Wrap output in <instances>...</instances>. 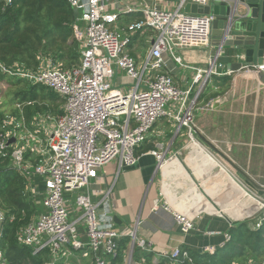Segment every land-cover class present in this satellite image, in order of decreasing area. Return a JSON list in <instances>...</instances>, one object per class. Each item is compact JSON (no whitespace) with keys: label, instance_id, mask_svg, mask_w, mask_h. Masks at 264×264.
Wrapping results in <instances>:
<instances>
[{"label":"built area","instance_id":"built-area-1","mask_svg":"<svg viewBox=\"0 0 264 264\" xmlns=\"http://www.w3.org/2000/svg\"><path fill=\"white\" fill-rule=\"evenodd\" d=\"M2 1L9 4L11 0ZM210 1L180 0L170 10L147 5L144 0H67L74 12L71 31L78 47L76 64L62 68L46 58L36 70H31L18 63L6 65L0 61V75L42 86L63 101L60 116L54 119L45 115L54 125L42 142L15 118L5 116L0 125V159H9L26 180L32 176L45 178L44 212L20 228L16 235L19 246L31 249L33 254L48 251L55 259L60 254L71 255L69 249L85 250L92 255L90 264H112L119 241L126 237L142 250L147 249L144 241H136L130 227L115 229L116 224L109 217L114 216L113 207L107 205L112 187L98 191V203L91 201V180L96 170L113 161L118 164V173L121 167L136 166V148L146 142L162 120L174 123L175 135L184 132L188 144L200 145L195 125L198 97L209 77L224 71L217 60L225 48L217 42L211 52L213 15L186 13L184 9L187 4L207 6ZM213 1L229 4V0ZM128 15H140L141 19L125 23ZM145 31L151 33L149 49L132 57L128 51L133 37ZM193 48L209 51L207 68H194L192 86L199 85L195 95L192 86L186 90L178 88L168 71L170 61L183 67L179 52ZM241 69L256 77L258 72L264 74V59L261 65ZM231 73L227 70L224 75ZM44 118L35 127H41ZM11 138L15 142L8 145ZM27 150L38 153L36 164L25 159ZM166 152L161 144H156L147 153L156 160L157 171L172 159L166 158ZM67 193H76L72 207L65 200ZM259 204L261 211L254 229L264 222V199ZM102 207L108 215H99ZM158 208L172 217L184 235L196 231L193 220L168 205L163 190L154 210ZM139 225L137 221L134 227ZM224 238L229 242V235ZM202 253L212 256L214 249L205 248ZM164 257L169 264H204L195 263L187 251L180 249ZM53 258L49 264H55ZM0 264H5L1 253ZM230 264H264V258L249 257Z\"/></svg>","mask_w":264,"mask_h":264},{"label":"crops","instance_id":"crops-1","mask_svg":"<svg viewBox=\"0 0 264 264\" xmlns=\"http://www.w3.org/2000/svg\"><path fill=\"white\" fill-rule=\"evenodd\" d=\"M144 1L147 5H155L170 10L174 9L180 2V0ZM207 6L200 7L206 8ZM196 12L193 14H203L204 9ZM140 19V15H128L124 18V22H133ZM150 36L149 31L136 34L129 47V54L131 55L134 50L136 54L146 53L149 49L148 40ZM213 41L212 53L215 50V44L218 42L216 39H213ZM179 54L182 57L183 67H179L170 61L168 71H170L175 85L182 90H186L192 86V78L195 75L194 68H207L209 51L193 48L180 51ZM244 59L243 51L225 48L223 54L217 60V63L225 67L224 71L219 70L218 76H210L198 97V109L195 114L196 140L202 147L200 145L196 147L212 155L216 166L212 167L202 163L204 159L201 160L200 157H198V161L193 162L191 158L194 159V149H192V145L188 144L185 133L175 135L174 123L162 120L151 130L146 142L136 148L135 154L139 157L136 166L133 168L121 167L118 173V164L113 161L94 172V178L91 180V201L98 203L101 200L98 191L104 187L106 188V186L112 187L107 205L113 207V213L121 220L122 226H128L135 231L136 241H144L148 246L147 249L142 250L136 243L133 244L131 238H123L119 241L117 256L111 260L112 264H169L170 262L164 257V254L169 255L174 249L207 255L203 254L202 251L205 248H213L215 253L228 243H226L224 236L229 235V230L235 224L245 221L254 223L257 220L259 214L242 222H229L227 218L215 210L212 213L201 212V208L205 207L204 204L199 202L201 198H192V185L194 184L197 189L206 193L211 201L228 202L229 207L227 209L230 215L254 204L245 196L246 190L252 194L255 193L245 186V179L238 170L260 186H264V85L259 82L252 72H246L244 69L235 67L236 64L240 63L243 66ZM227 70L232 71V73L224 75ZM198 87L199 85L192 86V95L196 94ZM45 115L47 114H33L28 120H33L34 123H28L27 125L24 122L26 115L24 118L19 113V117L15 119L22 121L25 127H28L26 129L32 134L36 133L37 139L42 142L49 136H46V133L54 125V121H48L44 118ZM57 117L53 118L56 119ZM40 118H44L45 121L41 127H35L36 122H40ZM201 139L208 141L217 153L207 147ZM156 144H161L164 150L167 151L166 158H172L161 171L156 170V160L147 154L148 151L155 149ZM37 158H39L38 153L34 154L27 150L25 159L31 165L37 163ZM1 160L7 162L9 167L15 170L9 159ZM227 160L238 170L233 168ZM193 166H196L204 176L201 178L195 177L192 170ZM183 172H186L189 177V173H191L193 179L190 177L191 179L187 180ZM19 176L25 181L24 195L34 206V214L31 216L30 222L36 221L44 212L42 199L45 193V178L32 176L31 179L26 180L21 174ZM162 190H167L175 197L184 198L191 216L201 212L198 220H194L195 232L184 235L168 213L160 208L154 210L158 201V194ZM67 194L76 197V193ZM65 200L70 203L71 207L73 206L74 198L73 200L65 198ZM260 200L262 201V199ZM0 214L3 216V220L0 221L1 236L2 224L5 220L1 200ZM104 214L105 216L108 215L102 207L99 210V215L103 216ZM137 221L140 225L135 228L134 225ZM115 229L119 231L120 225H115ZM82 241L86 242L84 236H82ZM68 251L71 252V255H67V253L60 254L56 259L51 257L49 253L46 264L51 263L52 258L55 260V264L91 263L92 255H89L87 251H74L71 249ZM0 253L5 264H7L1 250V241ZM84 253L87 256H83Z\"/></svg>","mask_w":264,"mask_h":264},{"label":"trees","instance_id":"trees-1","mask_svg":"<svg viewBox=\"0 0 264 264\" xmlns=\"http://www.w3.org/2000/svg\"><path fill=\"white\" fill-rule=\"evenodd\" d=\"M73 19L74 12L67 0H11L9 4L0 1V61L6 65L23 64L27 69L36 70L40 64L38 54L44 53L54 62L66 57L70 64H75L78 47L72 39ZM64 45L68 49L65 56L59 54ZM19 94L22 100L30 103L25 110L27 119L39 111L52 117L62 113L59 110L62 99L42 86H27V90ZM41 96L54 108H31ZM3 118L0 113V124ZM24 188V179L0 159V200L5 215L0 236L1 250L7 264H46L48 251L33 254L31 249L21 247L15 241L16 232L28 224L34 214V206L24 195ZM251 224L254 223L235 224L229 230V242L212 256L192 252L189 255L195 263L204 264H230L249 257L264 258V222L253 230Z\"/></svg>","mask_w":264,"mask_h":264},{"label":"water","instance_id":"water-1","mask_svg":"<svg viewBox=\"0 0 264 264\" xmlns=\"http://www.w3.org/2000/svg\"><path fill=\"white\" fill-rule=\"evenodd\" d=\"M204 9L203 15H213L215 20L212 24V38L221 42L224 48H233L237 51H243L245 59L243 61L244 66L256 67L261 65L264 59V0H229L227 2H216L211 0L209 6L202 8L195 4H187L184 11L186 13H197V10ZM239 9H243L244 12L239 14ZM217 29L219 30L217 31ZM237 69L242 68V63L236 64ZM257 78L261 84L264 85V74L262 72L257 73ZM202 142L209 147L211 150L217 151L209 144L205 139H201ZM14 142L11 139L8 144ZM224 159V156H222ZM233 168L238 170L229 160H227ZM240 174L243 175L245 179V186L249 188L255 194H252L246 190V197L258 205L259 208L252 214L246 215L239 219L233 218L229 215V212L221 210V203L213 202L210 200L206 193L201 190H197V194H192V198H201L199 202L205 205L211 206L216 212L220 213L222 216L227 218L229 222H242L246 219L252 218L254 215L259 214L261 211V206L259 204L260 199H264V186H260L254 180L250 179L247 175L243 174L238 170ZM189 173V172H188ZM190 177L193 179L191 173ZM196 177V175H194ZM190 178V179H191ZM196 183V182H195ZM197 184V183H196ZM165 198L168 205L176 212L188 217L191 220H198L201 212H205L201 208V212L196 213L195 216H191V212L187 209L186 200L173 196L167 190H164ZM180 201V202H179ZM113 222L116 225H120V230L123 229L121 220L116 216L110 214Z\"/></svg>","mask_w":264,"mask_h":264},{"label":"rangeland","instance_id":"rangeland-1","mask_svg":"<svg viewBox=\"0 0 264 264\" xmlns=\"http://www.w3.org/2000/svg\"><path fill=\"white\" fill-rule=\"evenodd\" d=\"M0 1H2V0H0ZM243 12H244L243 9H239V14H242ZM61 48H62V52L59 54H64V56H65V53H67V51H68L66 45L62 46ZM38 55H39L37 58L38 63H40L42 60H44L46 58H49L48 55L47 54L45 55L44 53H41ZM131 55H132V57H135L136 51L134 50ZM52 56L54 57V55H52ZM56 60H57L56 61L57 64H59L62 68H68L70 65L73 64V63L70 64V62L66 59V57H64L63 60H61V59H56ZM1 76L2 75H0V113H2L3 116H10V117H14V118H18L19 113H21V115L25 118V115H26L25 110H26V108L30 107L29 106L30 103H29V100H22L21 94H19V93L25 92L27 90V86L29 87L32 85H30L26 81L23 82V81L18 80L16 78H10V77H6V76L1 77ZM127 89H128V87H125L124 90H127ZM42 96L38 97V99L36 101H34L31 108L35 109V107L42 108L45 106L48 107L49 109L54 108L53 105L50 104L47 99L44 100ZM43 112H45V111H43ZM38 113L41 114L42 111H39V112L35 113L34 115H36ZM24 122L26 125L28 123H30V124L34 123L33 120H30V119L28 120L27 118L24 119ZM1 123H2V120H1ZM30 124H29V126H30ZM65 198L68 200H73V198L75 199V196L67 194V195H65ZM250 228L252 230L254 229L253 226H250Z\"/></svg>","mask_w":264,"mask_h":264},{"label":"bare ground","instance_id":"bare-ground-1","mask_svg":"<svg viewBox=\"0 0 264 264\" xmlns=\"http://www.w3.org/2000/svg\"><path fill=\"white\" fill-rule=\"evenodd\" d=\"M199 147V145H192V149H194V153H195V155H193V157H194V159L193 158H191V160L193 161V162H196V161H198V157H200L201 158V160H203L202 161V163H204V164H208L209 166H212V167H214V166H216V162H215V160L212 158V157H210L206 152H205V150H203V151H201L199 148H197V147ZM206 162V163H205ZM167 166V165H166ZM165 166V167H166ZM181 168V167H180ZM192 170H193V172H194V174L197 176V177H199V178H201V177H203L204 175H203V173L201 172V171H199L198 169H197V167L196 166H193V168H192ZM183 174H185L184 175V177L186 176V178H187V180L189 179L190 180V177L188 176V174L186 173V172H183ZM194 184L192 185V188H193V190H192V193L193 194H197V186H195V188H194ZM246 197V196H245ZM252 201V200H251ZM229 207V203L227 202H223L222 204H221V210L222 211H228L229 212V210L227 209ZM259 208V206L258 205H256V204H252L251 206H249V207H247V208H245L244 210H242V211H240V212H235L234 214H230L233 218H236V219H239V218H241V217H244V216H246V215H249V214H252V213H254L257 209ZM204 211H206V212H208V213H212V212H214V209L211 207V206H209V205H205V207H203L202 208Z\"/></svg>","mask_w":264,"mask_h":264}]
</instances>
